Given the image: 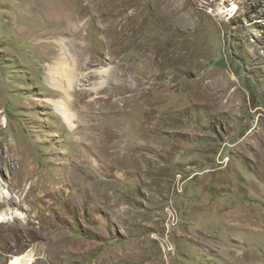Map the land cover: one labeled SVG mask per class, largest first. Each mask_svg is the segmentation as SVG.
<instances>
[{"label": "rangeland", "instance_id": "374dc122", "mask_svg": "<svg viewBox=\"0 0 264 264\" xmlns=\"http://www.w3.org/2000/svg\"><path fill=\"white\" fill-rule=\"evenodd\" d=\"M6 192L0 242L42 207L78 264H264V0H0Z\"/></svg>", "mask_w": 264, "mask_h": 264}, {"label": "bare ground", "instance_id": "6f19581e", "mask_svg": "<svg viewBox=\"0 0 264 264\" xmlns=\"http://www.w3.org/2000/svg\"><path fill=\"white\" fill-rule=\"evenodd\" d=\"M104 2H106V1H104ZM101 3H102V1H101ZM116 5L117 6H113V7L115 8L118 6H124L122 3L116 4ZM232 9H235V6L232 5L227 10H232ZM222 10L223 9H221V11ZM224 11H225V9H224ZM77 15H79V14H77ZM106 16L113 17L112 15L109 16L108 14ZM133 17H135V16H133ZM96 18L98 21L99 20L98 17H96ZM131 18L132 17H129L126 19V22H124L121 26V30H118V29L115 30L116 28L113 26V22L110 26L108 25V27L106 26L104 28V29L107 28V32H108L107 36L109 37L108 43L111 45L112 49L114 48V46L116 44V42H115L116 40H114V36H116V35H114V32L120 33L121 31H123V32L130 31L131 27L133 26L132 24H134L131 21ZM76 23L75 24L73 23L72 25H69V26L71 27L72 37L74 38L73 39L74 46L76 48H79L80 44H79L78 40L81 38V34H80L81 25H79L78 22H76ZM133 29H135V26L133 27ZM137 30L139 31V29H137ZM99 31H101V30H99ZM135 33H136V31H135ZM114 42H115V44H114ZM114 49H116V48H114ZM59 73H60L59 71H54L53 77L56 79V81L61 78ZM98 76H103V77L107 78L108 77V70L106 69V70H102L101 72L100 71L94 72L93 77L96 78ZM82 77H83V74H79L78 80L81 81ZM122 80L123 81L126 80V75L122 76ZM102 85H103V83L99 84V87H101ZM67 87L69 89H71V81H68ZM69 89H62L61 91L68 94ZM97 90H98V88H93L90 91H97ZM59 111L62 114L65 122L69 125V127H71L73 129L75 116H73L68 111L63 110V109H61ZM110 138H111V135L108 134L107 136H105L103 138V142L107 143L110 140ZM67 156L70 159L71 158L73 160L76 159V155L74 153L71 155H67ZM76 163L77 162H74L73 164L76 165ZM66 170L67 169H64L65 180H66ZM71 172H73V171H71ZM7 193L8 192H6V195H3L2 197H0V207L4 208V206H6V205H8L9 207H12V206L14 207L15 204L17 205V207H19V204L17 203V201ZM47 196H50L52 198L53 196H55V193H53L52 191L49 190L47 193ZM48 203H49L50 207H52L53 204L50 201ZM43 212H44V208H42V207H40L39 209H37L35 211V217L39 219V225H40L39 230H37L33 227L26 228L24 231L18 229L16 231V233L14 234V238L16 239V242H14L13 237H10L9 239L0 242L1 246L12 249L15 252L7 264H31V263L34 264V262L37 261L38 259H42L43 261H46L48 264H78L80 262V260H79V256H80L79 255V249H82L84 244L83 243L81 244L80 242H78L76 240H69L68 237L67 238H61V239H47L46 235H44L43 231L46 229L48 220H50V219H49V216L44 215ZM18 217H19V215H17L15 218H18ZM61 218L64 219L63 216H61ZM10 220H11L10 218H6L5 216L2 215V213H0V223L9 222ZM21 232H22V235H24V232L28 233L30 235V241L34 242L33 248L31 250V254H27L26 256H25V254H23V252H24L25 247L27 246L28 241L24 242V241L20 240V239H22L21 238ZM39 254H41V256ZM68 260H70V262H68ZM1 264H5V263H1Z\"/></svg>", "mask_w": 264, "mask_h": 264}]
</instances>
